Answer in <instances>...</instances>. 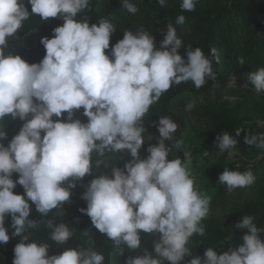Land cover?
Masks as SVG:
<instances>
[{
    "label": "clouds",
    "instance_id": "1",
    "mask_svg": "<svg viewBox=\"0 0 264 264\" xmlns=\"http://www.w3.org/2000/svg\"><path fill=\"white\" fill-rule=\"evenodd\" d=\"M197 2L182 0L180 8L194 11ZM28 3L31 12L24 0H0V121L8 116L23 121L7 145L3 142L8 139L5 127L0 128V244L20 238L12 264H104V254L92 247L65 248L49 255V243L31 240L26 233L37 227L30 219L33 206L42 216L63 209L76 181L101 169L107 154H118L120 159L127 154L131 159L123 168L111 164L110 176L99 171L82 194L86 207L79 211L110 238L120 255L125 247L132 252L141 249V233L158 235L152 252L144 248L142 254L129 255L125 264H181L185 257H190L186 264H264V228L257 227L250 215L234 226L247 230L238 247L219 253L208 247L201 257L187 246L194 234L205 235L201 221L210 212L211 197L195 187L190 175L191 153H185L183 159H169L173 147L182 143L174 139L178 125L170 117H159L157 143L149 145L147 158H140L146 131L143 118L150 107L173 84L191 81L199 89L206 80L215 81L214 64L220 62L217 49L213 47L205 55L199 47L185 46L169 22L158 45L141 27L125 30L106 54L116 31L111 19L90 24L82 18L85 15L77 18L89 9L90 0ZM158 3L166 6V0ZM122 5L130 14L138 11L130 0H122ZM31 15L42 21L60 18L63 24L53 29L52 38L41 37L46 53L39 63L30 64L7 49L8 38ZM185 20L180 14L175 23L183 25ZM181 48L186 58L179 53ZM238 62L244 64V58L239 57ZM248 79L257 95L264 93V67L251 71ZM229 86L236 87L234 76ZM193 107L192 103L186 105L187 110ZM81 108L86 123L74 119ZM64 113L67 116L61 119ZM241 132L244 129L237 128L234 136L218 134L215 147L219 154L235 149ZM243 139L264 151V132H248ZM14 173L18 174L15 180ZM254 181L250 169L224 168L218 177L229 193ZM17 185L23 187V194L14 192ZM7 217L11 218L8 226ZM47 223L51 229L47 240L56 244H66L74 234L63 222L49 219Z\"/></svg>",
    "mask_w": 264,
    "mask_h": 264
},
{
    "label": "trees",
    "instance_id": "2",
    "mask_svg": "<svg viewBox=\"0 0 264 264\" xmlns=\"http://www.w3.org/2000/svg\"><path fill=\"white\" fill-rule=\"evenodd\" d=\"M130 2L137 6V13H128L123 8L122 0H90L89 9L77 17L79 19L85 15L82 18H87L90 24L107 17L115 24L116 31L111 35L110 48L105 50L106 54L110 52L112 45L123 38L125 30L136 31L141 27L153 35L158 45L164 38L163 31L167 30V24L171 22L185 46L199 47L205 55L215 47L220 56V62L214 64L217 73L215 81L206 80L205 85L199 89L195 88L191 81L173 84L159 101L150 107L143 118L146 128L143 134L145 144L140 150V158H147V148L150 144H156V138L159 136L155 125L160 116H168L178 125L174 133L175 140L181 141V129L197 131L202 147L212 154L210 163L216 186L211 195L209 215L201 221L205 235L194 234L187 245L193 255L203 257L208 247L218 250L225 239L242 238L247 230H238L234 226L245 215L253 216L257 227L264 228V151L245 144L243 139L248 132H264V127L261 126L264 124H258L254 120L255 116L264 119V93L257 95L246 88L228 85L232 73L250 72L264 67V0H198L195 10L191 12H182V0H166L165 7H161L158 0ZM24 3L31 12L28 0H24ZM180 14L186 17L183 25L175 23ZM62 24L63 20L60 18L42 21L39 16L31 15L18 33L8 38L7 51L20 55L30 64L39 63L46 53L40 43L41 37L52 38L53 29ZM178 51L186 58L183 48ZM239 57L244 58V64H239ZM188 103L194 105L191 110L186 109ZM82 113L83 108L76 110L74 119L86 123L88 118ZM66 116L67 113H64L61 119ZM22 124L23 121L19 118L12 119L10 116L0 121V128L5 127L8 137L3 141L5 145L19 132ZM237 128L244 129V132L237 138L239 142L235 149L219 154L215 147L217 135L228 132L234 136ZM182 147V143L173 147L169 159H183ZM95 159L93 153V161ZM102 159L101 169H94L92 175H86L82 180L76 181V187L70 189V201L64 203L63 209H53L47 216H42L33 206L30 219L36 221L37 227L28 229L26 234H30L31 240L49 243V255L59 253L65 248L92 247L104 254V264H125L129 255L142 254L144 248L149 252L153 251V241L158 239V235L141 233V249L132 252L125 247V253L118 254L110 238L95 229L90 217L79 211L80 208L86 207V201L81 198L82 194L88 183L100 174L99 171L102 170L110 176L111 164L116 163L118 167L123 168L131 157L124 154L120 159L118 154H107ZM224 168L241 172L250 169L255 181L248 187L237 188L229 193L224 185L218 183V177ZM12 178L17 179L18 174L14 173ZM14 192L23 194L24 189L17 185ZM49 219L55 223L63 222L73 230L74 234L66 244L59 245L47 240L51 231L47 223ZM10 222L11 218L7 217L6 226ZM11 231L9 228V234ZM261 239L264 240V233H261ZM19 240V237H11L7 244H0V264H12L14 246ZM188 259L190 257H185L181 264H186Z\"/></svg>",
    "mask_w": 264,
    "mask_h": 264
},
{
    "label": "rangeland",
    "instance_id": "3",
    "mask_svg": "<svg viewBox=\"0 0 264 264\" xmlns=\"http://www.w3.org/2000/svg\"><path fill=\"white\" fill-rule=\"evenodd\" d=\"M250 72L231 74V76L235 77L237 87H243L250 91H253V89L251 88L252 87L251 82L248 79V75ZM246 84L248 85L247 87L244 86ZM228 85H229V81H228ZM254 120L258 124H264L263 118L255 116ZM180 137L183 146L182 147L183 157L185 153H191L192 164L190 168V175L194 179V184L196 189L211 197L216 186V178H214L210 163L212 154L207 152L208 155L207 156L204 155L206 150L201 145V138L199 137L197 131L181 129ZM242 242H243L242 238L229 237L224 240L223 244L217 251L218 253L227 251L230 247L232 248L238 247Z\"/></svg>",
    "mask_w": 264,
    "mask_h": 264
}]
</instances>
